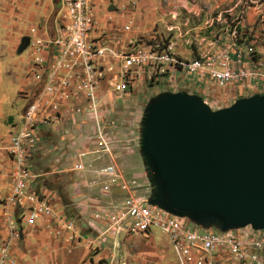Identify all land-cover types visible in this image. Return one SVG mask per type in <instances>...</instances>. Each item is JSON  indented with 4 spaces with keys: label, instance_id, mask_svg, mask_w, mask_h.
<instances>
[{
    "label": "built area",
    "instance_id": "2783aa9c",
    "mask_svg": "<svg viewBox=\"0 0 264 264\" xmlns=\"http://www.w3.org/2000/svg\"><path fill=\"white\" fill-rule=\"evenodd\" d=\"M118 1L136 5L141 0H59V35L29 39L34 59L32 76L41 90L24 110L21 124L6 148L11 160V190L1 205L12 236L0 249V264H15L9 247L12 240L20 238L19 224L31 227L43 218L50 219L56 225L57 236L69 231L70 240L78 238L76 223L65 217L54 201L34 190L38 176L32 163L43 132L63 134L71 122L84 117L94 122L96 137L102 138L103 126L109 122L105 117L108 111L104 110L106 100L110 104L113 100L114 104L132 96L140 76L152 85H175L179 78L196 85L214 83L220 87H243L245 91L264 86V63L254 60L255 46L246 44L247 34L239 31V25L221 32L209 31L208 37L196 42L187 41V45L195 47V57L189 60L174 55V45L165 40L139 37L117 49L111 38H94L100 27L98 5L116 7ZM221 18L208 22V30L221 23ZM130 29L131 26L125 27V31ZM35 33L37 29L32 30ZM180 36L185 35L181 32ZM239 42L242 46L238 47ZM45 52L52 53V59H45ZM109 60L119 61L117 72L107 64ZM113 104L111 112L115 110ZM104 147L103 152L110 153L108 145ZM112 162L115 163L113 159ZM82 164L80 160L78 166L82 168ZM109 172H114V168ZM122 189L128 190L127 184ZM95 218L104 224L88 225L95 232L90 238L94 249L109 247L116 252L121 237L132 239L157 230L169 239L176 264H264V230L249 227L201 233L202 228L188 218L174 216L150 206L148 199L132 196L124 199L121 207Z\"/></svg>",
    "mask_w": 264,
    "mask_h": 264
},
{
    "label": "rangeland",
    "instance_id": "374dc122",
    "mask_svg": "<svg viewBox=\"0 0 264 264\" xmlns=\"http://www.w3.org/2000/svg\"><path fill=\"white\" fill-rule=\"evenodd\" d=\"M249 1L252 0L239 6L234 16H229V8L225 7L222 22L215 24L213 29L208 30L207 23L217 19V11L207 20L201 17L200 21H194L193 17L188 16V24H178L179 30L172 27V32L179 36L181 32L185 35L180 36L182 54L176 52V47L173 49L174 55L184 60L193 59L195 47L187 45V41L195 39L196 42L199 38L208 37L209 31L221 32L230 30V26L239 25V31L247 34L246 44L252 43L255 46L254 60L264 63V55L260 53V47L264 48V44L258 47L254 42V33L263 34L264 39V15L257 17L252 27H244L242 24L245 12L253 7ZM194 26L199 27L198 32L192 29ZM167 36L163 33L141 32L139 37L149 41L154 38L157 42L165 40L167 43L175 40L174 35L169 38ZM260 40L261 37L258 44H261ZM240 42L238 47L242 46ZM138 86L132 89L134 95L115 101L114 104L111 101L115 109L113 112L112 104L106 100L104 110L108 111L105 117L109 122L103 126L105 133L102 138L96 137L94 122L84 117L71 122L63 134L50 130L42 135L32 165L34 173L39 177L34 190L46 195L57 206L62 205L65 217L76 225H103L104 221L97 220L96 215H104L107 211L121 207L128 196L150 198L153 186L141 154L140 127L144 111L155 97L163 93H186L203 98L212 110L217 111L229 108L241 99L264 95L263 85L258 90L245 91L243 87H220L214 83L196 85L189 79L179 78L175 85H152L146 82L140 90ZM105 144L110 153L103 152ZM80 160L83 162L82 168L78 166ZM110 168H114V172H109ZM124 184L128 186L126 191L122 189ZM87 232L91 234V230ZM200 232L206 233L202 229ZM119 242L120 246L115 253L117 262L127 259L128 264H176L171 243L160 231L155 230L147 237L138 236L135 239L121 237Z\"/></svg>",
    "mask_w": 264,
    "mask_h": 264
},
{
    "label": "water",
    "instance_id": "95a60500",
    "mask_svg": "<svg viewBox=\"0 0 264 264\" xmlns=\"http://www.w3.org/2000/svg\"><path fill=\"white\" fill-rule=\"evenodd\" d=\"M140 130L150 206L204 230H264V95L214 111L199 96L163 93Z\"/></svg>",
    "mask_w": 264,
    "mask_h": 264
},
{
    "label": "crops",
    "instance_id": "0c3cea01",
    "mask_svg": "<svg viewBox=\"0 0 264 264\" xmlns=\"http://www.w3.org/2000/svg\"><path fill=\"white\" fill-rule=\"evenodd\" d=\"M245 1L247 0H141L136 5L128 1L115 2L116 7L98 5L96 14L100 27L93 37L111 38L112 45L121 49L137 40L141 32L163 33L168 35L167 38L174 35L175 40L171 43L174 48L177 47L176 52L182 54V38L172 32V27L179 30V25L188 24L189 17H193L194 21H200L201 17L207 20L215 11L218 18L226 13L223 11L225 7L229 8V16H234L237 8ZM249 2L253 7L242 18L244 27H252L256 18L264 15V0ZM59 6V0H0V249L7 245L12 236L1 205L11 190V160L6 148L11 135L21 124L24 110L41 90L40 84L32 76L34 59L29 39L55 38L59 35ZM127 26H131L130 31H125ZM33 29H37L35 35L32 34ZM192 29L199 31V27L194 26ZM260 37L261 44H258ZM254 38L258 47L263 46V34L254 33ZM22 45L28 46L24 48ZM260 49V53L264 55V48ZM43 56L45 59H52V53L45 52ZM118 62L109 60L107 64L112 65L117 72ZM138 84L139 90L145 84L141 76L137 79ZM104 86L107 88V82ZM44 133L46 132L42 135ZM55 205L64 213L62 205ZM18 227L20 238L12 240L9 247L15 264H122L123 261L128 264L127 259L117 262L116 252L109 247H91L90 238L95 236V232L88 225H77L78 238L73 240L69 239V231L57 236L56 225L50 219L43 218L31 227L23 223ZM88 229L91 234L87 232Z\"/></svg>",
    "mask_w": 264,
    "mask_h": 264
}]
</instances>
